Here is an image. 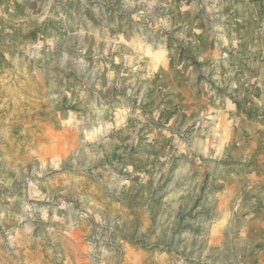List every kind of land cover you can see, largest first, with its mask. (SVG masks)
<instances>
[{
	"label": "rangeland",
	"instance_id": "rangeland-1",
	"mask_svg": "<svg viewBox=\"0 0 264 264\" xmlns=\"http://www.w3.org/2000/svg\"><path fill=\"white\" fill-rule=\"evenodd\" d=\"M263 129L264 0H0V264H246Z\"/></svg>",
	"mask_w": 264,
	"mask_h": 264
},
{
	"label": "crops",
	"instance_id": "crops-1",
	"mask_svg": "<svg viewBox=\"0 0 264 264\" xmlns=\"http://www.w3.org/2000/svg\"><path fill=\"white\" fill-rule=\"evenodd\" d=\"M259 139L253 140L254 148L257 147L260 151L257 153V163L258 165L253 168L250 175L248 176L251 179V182L246 187V190L251 192L248 193V196L253 195L254 199L251 200L253 203L259 206V209L254 212H250L243 216V219L248 222L254 223H264V129ZM252 143V144H253ZM249 200V199H248ZM247 200V201H248ZM264 255V246L258 247L253 251V257H250L245 262L250 264H263V257H259ZM258 256V257H256Z\"/></svg>",
	"mask_w": 264,
	"mask_h": 264
}]
</instances>
